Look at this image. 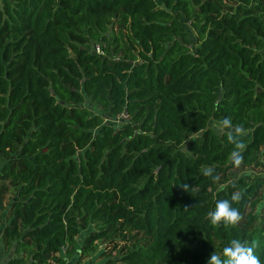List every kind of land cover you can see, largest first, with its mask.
I'll return each mask as SVG.
<instances>
[{
	"label": "trees",
	"instance_id": "1",
	"mask_svg": "<svg viewBox=\"0 0 264 264\" xmlns=\"http://www.w3.org/2000/svg\"><path fill=\"white\" fill-rule=\"evenodd\" d=\"M225 118L264 166V0H0L6 264H207L234 239L264 264V174L226 179ZM233 192L243 219L212 226Z\"/></svg>",
	"mask_w": 264,
	"mask_h": 264
},
{
	"label": "clouds",
	"instance_id": "2",
	"mask_svg": "<svg viewBox=\"0 0 264 264\" xmlns=\"http://www.w3.org/2000/svg\"><path fill=\"white\" fill-rule=\"evenodd\" d=\"M222 133L226 134L227 139L234 145L233 151L230 153L231 163L234 168L239 169L243 163V151L246 145L242 139L245 135V130L242 126H233L229 118H225L218 125H214ZM205 176L212 177L215 181L218 177L213 176V169L206 168ZM189 185L184 184L181 188L186 192ZM241 199L239 192H233L231 201L228 199L218 200L215 204V209L207 213L210 223L214 227L223 226L225 228H235L243 219L238 208L232 204L238 203ZM187 209V208H185ZM255 242L249 245L247 242H241L234 239L230 244L223 248L222 256L213 252L207 261V264H260L259 258L255 255Z\"/></svg>",
	"mask_w": 264,
	"mask_h": 264
},
{
	"label": "rangeland",
	"instance_id": "3",
	"mask_svg": "<svg viewBox=\"0 0 264 264\" xmlns=\"http://www.w3.org/2000/svg\"><path fill=\"white\" fill-rule=\"evenodd\" d=\"M184 27L189 32V34L192 35V30L187 25ZM115 30H116V28H115ZM191 39L193 40V36L191 37ZM121 121H122V119L120 118V116H118L115 118V120H112L111 122H113L115 124V123H121ZM125 121H127V120H125ZM214 125H218V124L213 123V122H210L208 124L209 127L219 131L217 129V127H215ZM263 174H264V166H260V167H249V168L235 169L233 171H230L225 177L227 180L233 181V180H235L239 177H243V176L257 177V176H260ZM223 184H225V180L222 179L217 184V187H219ZM261 195H262L261 200H260L259 204L256 206V210H255L256 213H264V191L262 192ZM12 197H13V195L10 191V192H6L0 198V215L2 213H5L7 215L8 211H9L10 199H12ZM104 248H105V245L98 244V250L95 253L88 255V257L82 259L79 262H77V260L75 261L73 259L74 258L73 257L69 260L68 264H104L105 259L103 257L99 256V254L103 251Z\"/></svg>",
	"mask_w": 264,
	"mask_h": 264
},
{
	"label": "crops",
	"instance_id": "4",
	"mask_svg": "<svg viewBox=\"0 0 264 264\" xmlns=\"http://www.w3.org/2000/svg\"><path fill=\"white\" fill-rule=\"evenodd\" d=\"M9 213V212H8ZM7 213V215H8ZM2 216L1 217H4L6 214L5 213H2L1 214ZM1 224V223H0ZM14 255L11 251H7L5 248H4V245L2 243V240L0 238V264H6V262L10 259V258H13Z\"/></svg>",
	"mask_w": 264,
	"mask_h": 264
},
{
	"label": "built area",
	"instance_id": "5",
	"mask_svg": "<svg viewBox=\"0 0 264 264\" xmlns=\"http://www.w3.org/2000/svg\"><path fill=\"white\" fill-rule=\"evenodd\" d=\"M104 48H105V45H103V44L102 45H99L98 44V45H95L94 46V51H95L96 54L104 55ZM118 116H120V118L122 119V121H125V120L128 119V116L125 113H121Z\"/></svg>",
	"mask_w": 264,
	"mask_h": 264
}]
</instances>
